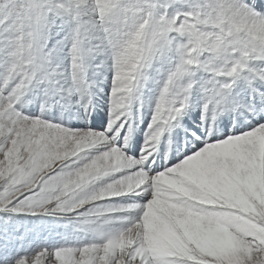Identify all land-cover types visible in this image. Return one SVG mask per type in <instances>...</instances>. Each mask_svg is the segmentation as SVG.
Instances as JSON below:
<instances>
[{"label": "snow or ice", "instance_id": "snow-or-ice-1", "mask_svg": "<svg viewBox=\"0 0 264 264\" xmlns=\"http://www.w3.org/2000/svg\"><path fill=\"white\" fill-rule=\"evenodd\" d=\"M0 264H264V0H0Z\"/></svg>", "mask_w": 264, "mask_h": 264}]
</instances>
